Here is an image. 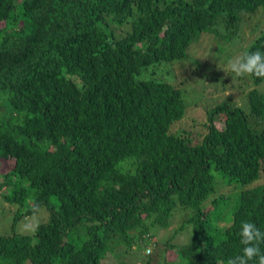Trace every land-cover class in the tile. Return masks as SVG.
I'll list each match as a JSON object with an SVG mask.
<instances>
[{"label":"trees","instance_id":"obj_1","mask_svg":"<svg viewBox=\"0 0 264 264\" xmlns=\"http://www.w3.org/2000/svg\"><path fill=\"white\" fill-rule=\"evenodd\" d=\"M261 9L264 0H0V264L241 254V224L264 231V79L231 76L196 120L154 75L172 65L194 77L177 62L214 38L204 55L229 56L209 77H224L230 58L264 52ZM43 205L49 216L34 228ZM163 234L174 246L146 256Z\"/></svg>","mask_w":264,"mask_h":264},{"label":"rangeland","instance_id":"obj_2","mask_svg":"<svg viewBox=\"0 0 264 264\" xmlns=\"http://www.w3.org/2000/svg\"><path fill=\"white\" fill-rule=\"evenodd\" d=\"M264 9L260 10V13ZM248 25V24H247ZM1 26V25H0ZM262 29L264 28V24L262 25ZM249 28V25H248ZM257 27L254 28V30L257 31ZM255 32V31H254ZM216 43V40L214 38H210L209 42H202V41H193L188 50H187V56L185 59L178 61L177 63H181L184 61V63H188L189 65L191 64V72L194 77H190V72L189 71H184L180 72L177 69V66H165V67H157L155 69V75L154 78L158 81L166 82L168 84H171L173 86H176L179 90L180 93L183 97L184 100V105L186 109L191 108V116L194 117L196 120L202 119L203 116H205V112L210 110L212 108L211 100L220 98V88H218V85L223 84L224 88H228L229 90L232 89V84H235V80L231 77L234 74L230 71L222 72V75H225L224 77L219 78L217 81L212 80L209 76L213 77H220L216 75L215 73V68H219L221 64V60L224 58H228V53L227 51H223L220 53H215L214 51H210L209 53H206L209 58L204 55V51L209 47L213 46ZM209 49V48H208ZM212 58H215V61L212 60ZM203 61H209V62H203ZM216 65V66H215ZM226 69V67H225ZM206 76V77H205ZM189 77V79H187ZM186 79V82H184L183 85L179 86L181 83L182 79ZM178 80H179V85H178ZM242 90L243 87H242ZM230 94L229 91H227L224 95ZM234 97L239 100V95L238 92H233ZM241 108L246 111L247 107L245 105H242ZM204 110V111H203ZM223 123L221 121H216L215 126L218 129H221ZM9 167V164H8ZM5 166L4 168L1 169L2 173L5 172ZM1 199V198H0ZM50 204L52 205H57L58 201L55 200V198L51 197L50 198ZM17 211L18 206H15ZM0 211H1V203H0ZM31 216L35 219V225L34 228L47 220L49 216V212L47 209L43 206L39 207L37 211L33 212ZM32 218V219H33ZM8 223V222H7ZM29 223V221H28ZM30 227L32 226L31 223L29 225ZM3 229H6L7 226L5 224L2 225ZM161 233V232H160ZM159 233V235H160ZM163 233V232H162ZM166 235L169 234L167 232H164ZM165 234L162 235V237H159V241L164 243L166 241ZM179 242H181L179 240ZM170 243L173 245L174 240L168 241L163 244V249L162 247H155V254L156 251L160 254H162L167 248V244ZM174 246V245H173ZM162 249V250H161ZM143 250L144 248H141L139 253L135 254V258L133 260H136L140 262L145 256L143 255ZM152 255V256H153ZM170 256L169 260L174 259L173 255L171 253L168 254ZM107 260H109V263L112 264V260H115L114 257L110 256L109 254L107 255ZM137 262V263H138Z\"/></svg>","mask_w":264,"mask_h":264},{"label":"clouds","instance_id":"obj_3","mask_svg":"<svg viewBox=\"0 0 264 264\" xmlns=\"http://www.w3.org/2000/svg\"><path fill=\"white\" fill-rule=\"evenodd\" d=\"M226 68L236 77L253 75L264 79V52L255 51L230 58L226 63ZM49 206L53 207V212L57 211L54 205L49 203ZM43 207L49 212L47 206L43 205ZM239 235L240 244L243 245L241 254L227 261L218 260L216 264H264V251L260 247L264 244V231L259 229L255 223L245 221L241 224ZM154 249V244L146 245L145 255L150 256Z\"/></svg>","mask_w":264,"mask_h":264}]
</instances>
